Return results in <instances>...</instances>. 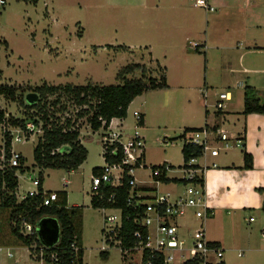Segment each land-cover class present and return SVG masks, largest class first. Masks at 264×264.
Returning <instances> with one entry per match:
<instances>
[{
    "label": "rangeland",
    "instance_id": "obj_1",
    "mask_svg": "<svg viewBox=\"0 0 264 264\" xmlns=\"http://www.w3.org/2000/svg\"><path fill=\"white\" fill-rule=\"evenodd\" d=\"M176 3L195 7L194 0H6L5 5H0V85L34 87L46 82L50 85L108 86L120 84L118 73L131 63L146 65L150 70L147 75L158 80L165 69L168 87L137 96L126 118H119L125 134L133 135L139 130L144 137L146 167L137 168L135 176L143 185L155 187V181L147 178L152 167L164 162L176 167L184 163L185 139L181 135L186 127L199 128L216 121L223 124V115L228 110L244 108L246 85L253 86L255 97L264 103V0H256L252 9L260 21L246 34V37L256 38L247 51L255 50L244 53L242 58V50L223 56L220 51L207 50L206 45L198 51L191 47L190 41H197L195 36L200 30L195 27L181 32L174 30L176 26L172 23L178 19L169 13V6ZM155 4L163 9L155 11L152 8ZM198 9L202 13L210 11L201 19L205 24L207 20L211 25L215 23L216 27L210 26L212 38L241 25L242 18L237 20L238 17L212 22L211 18L220 15L221 9ZM201 27L206 30L204 24ZM245 67L263 71L245 74L242 72ZM139 77L140 71L128 75V78ZM226 92L231 94V99L225 102L222 113H218L215 104L219 95ZM32 93H25L26 104L38 100V97L34 101L29 98ZM0 109L10 116H24V106L4 96H0ZM70 109L72 115L77 111L74 106ZM134 111L144 114L143 124L138 123ZM80 123L88 157L73 171L33 167L34 148L41 129L22 142H14L13 151L21 153L25 165L30 167L17 173V198L19 200L28 190L37 189L32 179L39 177L41 171L44 190L65 191L69 206L82 207V216L77 219L85 250L84 264H140L139 256L125 258L118 240L112 236L114 245H111L103 233L109 226L106 216L119 215V212L91 205L93 169L106 166L101 142L105 130L93 131L85 119ZM225 126L230 128L227 123ZM3 142L0 127V157ZM161 190H183V187L171 183L162 185ZM10 215V208L3 209L0 214V264H39L30 257L29 247L13 235ZM189 216L182 222L186 228L198 226L200 220L194 218L191 211ZM223 218L217 225H212L209 218L204 220L208 238L211 233L218 232L231 243V246L223 244L222 261L225 264H264V237L260 225L252 224V229V225L244 221L241 230L251 234V244L237 245V233L230 227L233 219ZM103 250L108 251L107 257L102 255ZM8 252L13 253V257Z\"/></svg>",
    "mask_w": 264,
    "mask_h": 264
},
{
    "label": "trees",
    "instance_id": "obj_2",
    "mask_svg": "<svg viewBox=\"0 0 264 264\" xmlns=\"http://www.w3.org/2000/svg\"><path fill=\"white\" fill-rule=\"evenodd\" d=\"M32 1L36 2L37 0ZM4 42L6 45L8 44L6 41ZM159 67L163 69L161 66ZM164 70L160 73V80H158L152 75H147L150 70L146 65L131 63L118 73V79L122 81L120 84L77 86L71 84L50 85L45 82L34 87L4 84L0 85V96L24 106L23 117H9L8 122L11 126L26 128L28 122H34L42 131L34 148L33 167L73 171L78 169L88 157V150L81 138L82 123H80V120L85 119L93 131H98L101 128L107 129L113 118H126L128 108L137 96L150 90L168 87ZM137 71L141 72V77L128 78V75ZM27 92L36 93L38 100L35 103L26 104L24 97ZM255 92L256 90L253 87H245L244 114L264 113V103L261 104L260 100L255 97ZM73 106L77 108L74 115L71 114L70 109ZM218 113L222 112L218 111ZM4 115L5 112L0 110L1 119ZM143 123L144 116L142 115L140 124ZM198 129H201V127L186 128L181 136L184 138L186 132ZM5 151L6 157L10 158L11 138L8 134H6ZM182 152L185 160L192 156H202V148L191 144H184ZM122 156V151L119 148L118 154L108 158V160L111 163L120 162ZM244 159V167L246 169L252 168L253 158L246 151H244ZM105 161L107 162V158ZM27 169L29 170L30 167L25 165V158L21 155L18 167L7 166L4 170H0V214L3 209H11L10 220L13 235L24 246L33 248L32 245H35L34 251L36 253H39L40 249L43 248L48 263L84 264L85 250L81 242L79 220L77 219L82 216V207L69 206L67 192L65 191L58 192L59 201L53 206H45L40 195L28 197L20 202L16 195L19 186L17 173L19 171L23 173ZM101 172L102 167L93 169V175H99ZM39 178L41 182L39 190L42 192L43 173L41 171L39 172ZM171 181L179 182L177 179H166L168 183ZM200 181L205 185L204 179ZM129 189L128 179L125 178L121 186L116 187L111 183L102 184L99 192H92L91 195L93 208L122 209L124 219L119 237L123 240L124 247L133 244V233L139 229L138 224L133 220L126 221L125 219L128 214H131L132 217L137 216V211L127 204ZM113 195L115 198H112ZM45 216L56 218L61 226L60 239L53 247L43 246L36 231L29 236L20 233V225L23 220L37 226V223ZM104 231L103 229V233ZM74 247H77V250ZM51 255H55L57 259L55 260ZM102 255L107 257L108 251H102ZM149 259L152 261L151 264H165L162 256L154 255L150 257L146 254L145 262ZM220 264L225 263L223 261Z\"/></svg>",
    "mask_w": 264,
    "mask_h": 264
},
{
    "label": "built area",
    "instance_id": "obj_3",
    "mask_svg": "<svg viewBox=\"0 0 264 264\" xmlns=\"http://www.w3.org/2000/svg\"><path fill=\"white\" fill-rule=\"evenodd\" d=\"M6 0H0V5H5ZM194 6L205 10H213L210 0H194ZM190 46L197 49L201 43L190 41ZM231 99L229 92L221 93L215 107L218 111H222L226 106V101ZM2 110V109H0ZM4 111V110H3ZM5 112V111H4ZM142 113L134 111V116L138 123H141ZM10 115L5 113L0 121V127L4 134V148L0 157V170L8 167H18L20 165L21 153L13 151V144L22 142L24 138H29L40 128L34 122H28L26 128L21 126L14 127L9 124ZM116 125V126H115ZM114 126L116 128H114ZM123 124L119 118H113L109 122L108 128L104 129L102 135V144L107 158L106 166L102 167L99 175L92 177V192L98 193L102 184L111 183L118 187L123 184L125 178L128 179L129 193L127 204L137 211V216L132 217L128 214L126 221L133 220L138 224L139 229L133 233L134 242L129 247L123 246V240L119 237V231L123 225L122 209H115L119 215L111 214L106 216L109 226L105 228L104 235L107 242L114 245L112 236L118 240V244L122 249V253L126 256L140 257V264H151V259L145 262V255L153 257L154 255L162 256L165 264H220L224 257V250L217 243L211 242L207 237L204 220L211 215L210 208L206 203L205 185L200 180L204 179V170L199 165V159L207 152L217 156L221 148L230 149L232 147L242 146L239 137L231 138L219 125H205L201 129L188 131L184 136L185 143L202 148V156H192L185 160L178 167L169 162H164L159 166L152 167L147 178L155 181L156 186L150 187L143 185L142 180H138L135 176L137 168L146 167L144 163V137L136 130L133 135L124 133ZM6 134L11 138V155L6 157L5 144ZM3 141V140H2ZM218 142H222L218 145ZM122 151V160L120 162L111 163L108 158L116 156L118 151ZM173 173V175H170ZM179 173V174H176ZM18 176V175H17ZM19 179V177H18ZM166 179H177L179 182H166ZM36 190H28L19 201H23L28 197L40 195L45 206H53L59 201L58 192L46 191L43 188L41 192L39 186L40 178L32 179ZM174 183L181 185L183 190L164 191L161 186ZM112 198H115L113 195ZM114 209V208H113ZM194 218L200 220L198 226L187 227L182 223L190 214ZM255 218L251 217L250 221ZM16 225V223H14ZM36 226L23 220L20 225V233L24 236L32 235L36 230ZM264 237V228L262 229ZM33 248L30 249V257L39 264L48 263L45 258L43 248L36 253ZM44 246V245H43ZM74 246V245H73ZM28 247V246H26ZM77 250V247H74ZM107 251V250H103ZM189 254V256H188ZM10 257L13 253L8 252ZM55 260V255H51ZM179 258V259H177Z\"/></svg>",
    "mask_w": 264,
    "mask_h": 264
},
{
    "label": "crops",
    "instance_id": "obj_4",
    "mask_svg": "<svg viewBox=\"0 0 264 264\" xmlns=\"http://www.w3.org/2000/svg\"><path fill=\"white\" fill-rule=\"evenodd\" d=\"M210 3L215 9H221L220 15H215L211 18L212 22L222 21L221 18L224 17L226 20L238 17L237 20L242 18L241 25L238 28H228L225 33L212 38L209 34L210 26L212 28L215 23L211 25L210 20H207L205 24L203 19H201L204 13L207 15L210 11L202 13V10L197 7L176 3V5L171 4V7L169 6V13L178 19L172 23L176 26L174 30H177V32L180 30L181 32L183 29L195 27L197 31L200 30L196 34L195 39L201 43V46L206 45L207 50L220 51L223 56L231 51L240 50H242L241 58L244 53H252L255 49L248 51L247 49L251 48L250 44L252 41L256 42V38L246 37V34L251 28L258 26L260 21V18L254 14V9H252L256 0H232L231 2L230 0H210ZM152 8L157 12L163 9L160 4H155ZM201 24L205 25V31H203L202 27L200 28ZM201 46L195 50H200ZM258 71L261 72L263 70L246 67L242 69L245 74L257 73ZM239 86L243 87V83L239 82ZM243 111L244 108L235 111L228 110L223 115V124L217 121L213 124L207 123L208 125H219L231 138L239 137L242 141V146L230 149L221 148L217 156L207 152L199 159V165L204 170L206 203L212 212L208 218L212 221V225H217L224 220L223 217L229 218L230 216L233 219V221H230V227H233L237 233V239H235L237 245L251 244V234L248 232L244 234L243 230H241L244 221L247 222L248 226L259 224L261 231L264 228V216L262 213L264 212V113L244 114ZM225 123L231 129L227 128ZM221 143L218 142V145H221ZM244 151L253 158V167L250 169L244 167ZM251 217H254L255 220L250 221ZM44 218H50V216H45L42 219ZM250 228L253 229V225ZM246 230L249 231V229ZM208 239L221 247H223V244L231 246L230 241H227L222 233L213 232Z\"/></svg>",
    "mask_w": 264,
    "mask_h": 264
},
{
    "label": "water",
    "instance_id": "obj_5",
    "mask_svg": "<svg viewBox=\"0 0 264 264\" xmlns=\"http://www.w3.org/2000/svg\"><path fill=\"white\" fill-rule=\"evenodd\" d=\"M37 97L36 93L29 95L32 101L36 100ZM36 232L44 246L53 247L60 239L61 226L56 218H44L37 223Z\"/></svg>",
    "mask_w": 264,
    "mask_h": 264
}]
</instances>
